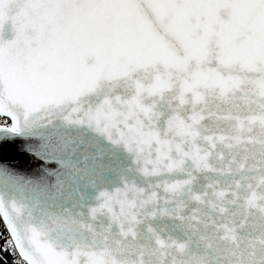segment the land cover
I'll return each instance as SVG.
<instances>
[{"label": "snow or ice", "instance_id": "1", "mask_svg": "<svg viewBox=\"0 0 264 264\" xmlns=\"http://www.w3.org/2000/svg\"><path fill=\"white\" fill-rule=\"evenodd\" d=\"M0 264H264V0H0Z\"/></svg>", "mask_w": 264, "mask_h": 264}]
</instances>
